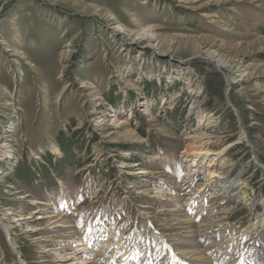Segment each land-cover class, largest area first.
Returning a JSON list of instances; mask_svg holds the SVG:
<instances>
[{"label":"rangeland","instance_id":"obj_1","mask_svg":"<svg viewBox=\"0 0 264 264\" xmlns=\"http://www.w3.org/2000/svg\"><path fill=\"white\" fill-rule=\"evenodd\" d=\"M199 130L234 198L227 264L264 223V0H0V264L184 241L176 218L222 198L183 157Z\"/></svg>","mask_w":264,"mask_h":264},{"label":"bare ground","instance_id":"obj_2","mask_svg":"<svg viewBox=\"0 0 264 264\" xmlns=\"http://www.w3.org/2000/svg\"><path fill=\"white\" fill-rule=\"evenodd\" d=\"M187 139L189 142L186 151L183 152V157L186 158V161H189L193 171L202 168V165L206 164V172L207 176L210 177V182L214 187L220 188L221 202L213 204L211 200L213 196L208 200L202 198L198 202V208L193 212L192 218L187 216L176 218L175 225L186 231V237H183L185 240H175V244H173L165 239L166 241L162 244L159 243V253L153 252L152 249H148V251L146 249L144 253L139 252L137 245L133 247V243H131L129 247V249L132 248L130 262L133 264H219L225 258V250L219 247L221 244L218 242L224 239L221 238V235V237L219 236V231L222 228V232L227 231L222 226V222L226 220L227 208L229 205H232V200H234L231 194V185H228L229 181H227L228 173L222 174L221 165H215L212 159L209 161L212 156V147L210 146L211 141L207 137L206 130L196 131L187 137ZM9 152L10 150L0 152L1 159L13 158V154H9ZM61 219L64 220V217H60ZM62 223L68 222L63 221ZM263 224L259 223L258 228H253V225L247 231V234H257V231L264 228ZM6 230L9 237H11L9 227H6ZM247 234L240 239L235 238L228 241V245H230L229 249L232 252V259L227 264H264V248H260L254 254L253 259L241 253L237 254V249H239L241 241L247 237ZM118 247L116 243L109 242L103 245V251H111L114 254ZM77 253H89V255H92L78 258L80 260L79 264H98L103 262L102 260L100 262L97 261L99 255L103 253L102 251L94 253L90 247H87L77 250ZM110 258L104 264H114L113 257Z\"/></svg>","mask_w":264,"mask_h":264},{"label":"trees","instance_id":"obj_3","mask_svg":"<svg viewBox=\"0 0 264 264\" xmlns=\"http://www.w3.org/2000/svg\"><path fill=\"white\" fill-rule=\"evenodd\" d=\"M65 153H66V155H67V159L70 157V153H69V151H67V150H65ZM67 159H65V160H61V161H59V163L60 164H64V163H66L67 161Z\"/></svg>","mask_w":264,"mask_h":264}]
</instances>
